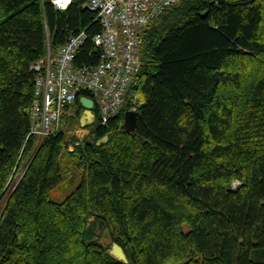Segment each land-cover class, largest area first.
I'll return each instance as SVG.
<instances>
[{
    "label": "trees",
    "instance_id": "16d2710c",
    "mask_svg": "<svg viewBox=\"0 0 264 264\" xmlns=\"http://www.w3.org/2000/svg\"><path fill=\"white\" fill-rule=\"evenodd\" d=\"M87 1L0 0V264H264V0L168 7L143 33L136 129L123 111L70 151L64 130L30 136L34 66L47 33L83 31L75 65L99 63ZM69 164L80 183L52 199Z\"/></svg>",
    "mask_w": 264,
    "mask_h": 264
},
{
    "label": "built area",
    "instance_id": "2783aa9c",
    "mask_svg": "<svg viewBox=\"0 0 264 264\" xmlns=\"http://www.w3.org/2000/svg\"><path fill=\"white\" fill-rule=\"evenodd\" d=\"M50 1L64 10L73 0ZM181 1L88 0V8L97 14L101 25V32L93 37L101 51L95 66L75 65L76 55L87 39L84 31L71 35L54 54L47 33V54L34 66L37 76L30 136L41 140L58 134L81 97L93 99L94 123L102 125L123 111H138L141 100L135 78L140 69L144 30L168 7ZM81 132L90 134L91 125Z\"/></svg>",
    "mask_w": 264,
    "mask_h": 264
},
{
    "label": "water",
    "instance_id": "95a60500",
    "mask_svg": "<svg viewBox=\"0 0 264 264\" xmlns=\"http://www.w3.org/2000/svg\"><path fill=\"white\" fill-rule=\"evenodd\" d=\"M222 1V0H220ZM141 66V63H140ZM82 106L84 107L83 112L80 115V126L82 128L89 127L91 124L95 121V114L93 111L94 108V101L93 99L89 97H81L80 99ZM138 122V112L137 111H127L125 113L124 123L123 127L127 131H134L136 129ZM108 136H106L104 139H101L99 143L107 141ZM98 235H101V241L104 245L110 247V253L118 260H121L125 263H128V257L126 255L125 250L123 247L117 243L114 242L110 236V233L108 230H105V222L102 220L98 227Z\"/></svg>",
    "mask_w": 264,
    "mask_h": 264
},
{
    "label": "rangeland",
    "instance_id": "374dc122",
    "mask_svg": "<svg viewBox=\"0 0 264 264\" xmlns=\"http://www.w3.org/2000/svg\"><path fill=\"white\" fill-rule=\"evenodd\" d=\"M80 115H81V113H80ZM80 115L77 114L75 117H73L71 119H70V117H68L66 119V122H65L64 131L66 132L67 139L72 142L69 146L70 151L74 150L73 142H76L77 141L76 139H78L79 141H84L86 139H89L90 134L84 135L83 132H81L82 128L79 127L80 126V123H79ZM87 132H88V130H87ZM75 166L76 165H74V164H69L68 167L65 166L66 168H65V172H64V174H65L64 181L61 185H59V187H57L58 190H54L51 192L50 196L52 199H55L57 201L64 200L68 196V194H70V192L76 186L79 185L80 180H81V176H82V171L78 170ZM24 170H25V167L22 166V168H20L17 175L15 176L16 180L21 175L22 176L24 175V173H23ZM187 228H188V226H186V229Z\"/></svg>",
    "mask_w": 264,
    "mask_h": 264
},
{
    "label": "crops",
    "instance_id": "0c3cea01",
    "mask_svg": "<svg viewBox=\"0 0 264 264\" xmlns=\"http://www.w3.org/2000/svg\"><path fill=\"white\" fill-rule=\"evenodd\" d=\"M83 110H82V112H83ZM77 114H79V113H78L77 107H75L74 109H72V115H71L70 119L73 118V117H75ZM79 122H80V119H79Z\"/></svg>",
    "mask_w": 264,
    "mask_h": 264
},
{
    "label": "bare ground",
    "instance_id": "6f19581e",
    "mask_svg": "<svg viewBox=\"0 0 264 264\" xmlns=\"http://www.w3.org/2000/svg\"><path fill=\"white\" fill-rule=\"evenodd\" d=\"M51 51H52V53L54 54L57 50H55V49H51ZM87 94V93H86ZM81 103V102H80ZM83 109V108H82ZM125 113V112H124ZM79 115H80V113H79ZM80 123V122H79ZM65 125V124H64ZM80 127V126H79ZM62 130H64V126H63V129Z\"/></svg>",
    "mask_w": 264,
    "mask_h": 264
}]
</instances>
